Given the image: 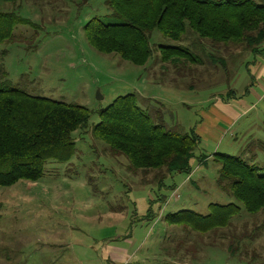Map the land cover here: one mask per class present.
Masks as SVG:
<instances>
[{"label": "rangeland", "instance_id": "rangeland-1", "mask_svg": "<svg viewBox=\"0 0 264 264\" xmlns=\"http://www.w3.org/2000/svg\"><path fill=\"white\" fill-rule=\"evenodd\" d=\"M105 1H0V11H15L25 20L0 39V78L32 95L75 102L90 111L87 125L73 132L74 154L68 161L48 160L35 182L0 186V264H264V211L249 213L230 190L220 189L216 183L220 164L213 160L214 151L248 160L246 147L252 140L257 153L252 161L264 174V131L245 123L260 118L264 128V95L246 94L251 80L242 73L244 63L256 59L258 52L233 46L228 50L199 39L190 29L177 41L154 29L149 60L134 65L117 54L95 50L87 41L84 25L90 18L121 21ZM162 45L187 47L199 55V63L188 61L191 72L183 74L178 69L183 64L162 65L158 50ZM237 53L238 59L231 61ZM219 56L225 57V67L212 60ZM252 82L259 88L253 78ZM229 89L243 96L234 101L251 110L245 113L240 108L241 121L223 134L221 126L228 127L223 118L219 126L205 128L190 160L191 174L166 179L177 185L175 190L158 192L148 186L152 172L129 171L126 157L112 155L108 145L92 134L100 109L118 95L145 96L139 105L153 114L155 123L161 117L165 129L178 125L188 131L191 125H203L200 117L214 111L215 103L226 102ZM200 152L211 157L200 163ZM188 177L191 180L183 183ZM155 193L164 199L151 203ZM150 203L151 215L146 217ZM209 203H236L241 209L228 226L205 234L187 233L165 221L167 214L181 209L206 213ZM175 249L188 253V259L167 260Z\"/></svg>", "mask_w": 264, "mask_h": 264}, {"label": "trees", "instance_id": "trees-1", "mask_svg": "<svg viewBox=\"0 0 264 264\" xmlns=\"http://www.w3.org/2000/svg\"><path fill=\"white\" fill-rule=\"evenodd\" d=\"M105 3L121 21L105 23L97 16L90 18L84 25L87 41L95 50L117 54L134 65H145L149 60L152 54L149 38L154 29L175 41L190 29L199 39L223 44L228 50L229 46L251 53L264 49V3L256 0H106ZM21 20L15 11H0V39L9 37L13 26ZM158 50L162 64L170 63L177 68L178 64L184 68L188 61L196 64L200 60L199 55L182 45H162ZM238 54L231 61L237 60ZM213 58L226 66L224 56ZM230 93L233 89H229ZM139 100L143 103L146 99L135 93L115 97L100 109L92 134L108 145L112 155L126 157L129 171L152 172L148 186H154L158 192L174 189L175 185H167L165 180L174 173L191 171L190 160L195 156L199 138L178 125L177 129H165L161 117L155 123L153 114L143 109ZM89 116L90 111L84 105L32 95L0 78V186H11L19 180L35 182L43 175L48 160L68 161L74 154L73 132L84 128ZM198 157L205 162L203 156ZM213 160L220 164L216 179L219 188L230 190L247 212L264 211V174L260 167L242 156L225 152H215ZM160 195L155 193L150 202L163 200ZM151 203L146 217L151 215ZM240 209L236 203H209L206 213L181 209L167 214L165 221L181 226L187 233L205 234L228 226Z\"/></svg>", "mask_w": 264, "mask_h": 264}, {"label": "crops", "instance_id": "crops-1", "mask_svg": "<svg viewBox=\"0 0 264 264\" xmlns=\"http://www.w3.org/2000/svg\"><path fill=\"white\" fill-rule=\"evenodd\" d=\"M255 57H256V59L252 60V62L247 60L244 63V65L246 66V71L245 72L243 71L242 73H247L246 75H249L250 80H251L247 84L246 94L247 93L253 94L254 98H260V96L262 97V95H264V85H263V83H264V51L262 50L261 52L256 53ZM247 62H249V63H247ZM190 72L191 71H190L189 66H185L184 68L180 69V73H182V74L183 73H190ZM252 78L254 79V82L258 83L259 88H256V86L254 84H252L253 83ZM260 90H262L261 94H259ZM141 97L144 99H147L143 95H141ZM225 99H226L225 103H222V101H220V102H217L214 104V108H215L214 111H210V112L203 114V118L200 117L201 125L203 124L202 126L194 127V125H191L188 128L186 127L188 129V131H193L198 136L199 141H198L197 147H199V145L202 141V137L204 135L203 132H205L206 127H209L210 125L219 126L220 120L223 118L228 123V127L224 128L223 126H221V128H222L221 134H223L227 129L230 128V126L232 124L234 125L238 121H241L243 116H241L240 108H244L243 110L245 113H248L251 110L250 105H247L244 102H241L242 104L241 103L238 104V102L234 101L235 99H237L239 101L243 99V96H241L237 93H235V94L231 93L230 96H227V98L225 97ZM182 103L187 104V101H182ZM259 121H261L260 118H257V119L252 118L251 121H246L245 123L249 122V127L254 126L255 128H260V129H258V131H260L262 133V130L264 131V128L262 126H260ZM245 123L243 125H245ZM229 132H231V131L229 130L228 133ZM237 134L238 133H235L234 136L237 137ZM230 143L231 142L229 141V144ZM247 144L248 145L246 148H247L248 152L246 153L245 156L248 158L249 162L255 163L252 160L254 157L256 158L257 153L252 151V147H253L252 146V140L250 142H248ZM256 147H258V144ZM215 152H217V151H214L213 154ZM198 155L203 156L205 161L207 158L211 157L209 154H206L204 152H200V153H198ZM198 155H197V159L199 161L200 157H198ZM200 163H205V162H200ZM174 174H176V173H174ZM174 174H172L171 176H168V177H172ZM188 174H191V171ZM187 180L190 181L191 177L185 178L183 180V183L186 182ZM165 183L167 185H171L168 182H166V180H165ZM172 185H175V187H174V189H171V190H175L177 188V185L174 183ZM152 198H150V199L152 200ZM179 250L180 249H175L172 254L168 255L167 260H170V262L175 263L176 260L188 259V257H189L188 253H186L185 251H179Z\"/></svg>", "mask_w": 264, "mask_h": 264}]
</instances>
